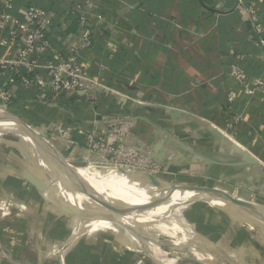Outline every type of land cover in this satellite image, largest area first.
Listing matches in <instances>:
<instances>
[{"label":"crops","instance_id":"obj_1","mask_svg":"<svg viewBox=\"0 0 264 264\" xmlns=\"http://www.w3.org/2000/svg\"><path fill=\"white\" fill-rule=\"evenodd\" d=\"M8 1L18 17L29 4L48 8L63 17L69 31L77 26L68 8H85L94 40L84 69L146 102L120 107L111 96L103 98L101 111L130 115L153 156L163 159L171 172L201 176L212 186L240 191L241 199L264 204V96L243 94L229 75L235 63L249 82L264 80V49L250 38L248 21L235 11L234 0ZM246 1L260 10L264 21V0ZM229 89L236 93L231 105ZM0 121L12 126L8 119ZM57 146L66 151L63 142ZM7 147V157L1 148L0 166L17 159L15 146ZM85 154L81 147L64 156L71 161ZM1 169V179L14 175ZM48 189L35 191L44 195ZM222 232L231 239L236 234L228 227ZM249 246L240 239V256H249L247 261L240 257V264H264V249ZM188 260L182 256L166 264H195Z\"/></svg>","mask_w":264,"mask_h":264},{"label":"built area","instance_id":"obj_2","mask_svg":"<svg viewBox=\"0 0 264 264\" xmlns=\"http://www.w3.org/2000/svg\"><path fill=\"white\" fill-rule=\"evenodd\" d=\"M234 3L235 11L248 21L250 38L264 49V21L260 10L246 0H234ZM68 11V16L76 19L77 27L73 31L62 25L61 15H55L48 8L29 4L22 8V17H18L12 13L8 0H0V108L17 119L15 110L23 114V110L38 107L54 113L52 118L39 124L25 117L27 121L24 118L23 121L42 134L62 156L71 149L84 147L86 154L80 158L87 165L82 168L90 166L114 174L141 175L152 187L150 175L161 185L167 177L175 176L174 184H166L176 187L180 183L176 182L178 178L190 175L171 172L163 159L154 157L130 115L101 111L103 98L111 96L118 100L120 107L125 102L135 105H146V102L88 74L83 60L92 48L93 32L85 19V8H68ZM229 75L243 94L264 96V80L249 82L247 72L235 63L231 64ZM235 98V91L229 89V105ZM134 138L135 145L131 143ZM59 141L65 144L66 151L57 146ZM65 160L76 169L72 163L77 158Z\"/></svg>","mask_w":264,"mask_h":264},{"label":"rangeland","instance_id":"obj_3","mask_svg":"<svg viewBox=\"0 0 264 264\" xmlns=\"http://www.w3.org/2000/svg\"><path fill=\"white\" fill-rule=\"evenodd\" d=\"M12 111L17 112L18 119L25 125L23 118L28 120V117L17 110ZM23 111L28 112L29 110ZM7 119V116L0 111V120ZM14 128L21 131L17 126ZM7 145L15 146L14 154L17 155V161L15 160L14 163L7 160L1 162L0 169L14 174L8 177L15 182L18 181V185L15 186L12 181H5L6 178H0V206L3 208L0 207V264H54L57 251L63 250L70 242L73 243L71 248L67 249L64 257L65 264H67L66 257L83 245L89 247V258L85 264H90L94 259L98 261V264H153L156 263V255L160 256L158 258L161 256L164 258V260H158L159 264L171 263L174 259L178 260L182 256L195 258L198 260L195 264L204 262L207 264H240V257L247 261L249 259L247 254H244V257L242 254L240 256V241L225 237L227 233L223 234L222 230L225 227H228L230 231L240 232V237H244L243 240L247 242V245H250L249 247L264 249L263 223L227 205L204 200L198 207L196 220L199 226L201 224L208 225L210 228L207 229L210 233L198 230L193 223L189 241L181 245V249L176 250L171 242L156 236L154 231L151 234L146 232L143 229L144 225L132 222L125 224L121 217L131 215L121 203L104 199L103 202L107 204L105 206L100 203L101 201L94 200L99 206L93 209L67 202V199L62 197L63 192L73 193L77 189L79 190L77 184L71 177L54 170L42 155V151L24 140L20 132L0 130V151L1 148L10 151ZM5 150L1 152H4L7 157L9 153H6ZM62 157L65 159L67 155ZM75 162L72 165L76 169L87 165L81 158ZM18 172L19 174H17ZM26 173L38 176L49 188L48 191L44 195L36 193L35 187L22 178ZM123 175L131 176V174ZM133 177L145 180L141 175ZM200 177L184 176L178 178L176 182H181L182 185L211 186V182ZM175 178V176L167 177L166 183L174 184ZM166 183H164L165 186L161 185L160 187L165 188L168 185ZM224 190L232 192L240 198V191ZM257 205L264 208V204L257 203ZM60 206H73V208L80 209V213L85 216L114 222L117 226L116 232H118L111 235L109 230L98 226L96 234L87 233L83 237L73 238L71 235L73 229L84 227L86 222L75 214H65ZM128 236L134 238L133 241L136 242L134 247L129 245ZM141 244L142 247H140ZM188 245H193L195 250L190 252ZM204 255L210 260L204 259ZM197 256H201V259H197ZM262 256L264 257V254ZM185 263L189 264V262ZM69 264L75 263L70 260Z\"/></svg>","mask_w":264,"mask_h":264},{"label":"bare ground","instance_id":"obj_4","mask_svg":"<svg viewBox=\"0 0 264 264\" xmlns=\"http://www.w3.org/2000/svg\"><path fill=\"white\" fill-rule=\"evenodd\" d=\"M0 111L7 116L8 121H10L12 124V126H9L0 121V130H10L12 128L14 130V126L19 127L16 121L10 117L8 112L1 108ZM20 129L22 132L19 130L17 131L21 133V137L24 140L39 147L38 143L30 138L27 130L22 128ZM42 155L48 160L54 170L65 176L69 175L62 166L58 155H49L44 152H42ZM75 172L84 182H86L105 200L121 203L129 209L131 216L121 217L123 218V222L125 224L132 222L134 224L138 223L144 225L143 229L146 232H150L151 234L152 231H154L156 236L161 237L162 239L165 238L168 240V242H171L176 250L181 249V245L189 241V235L192 231L193 223L197 229H200V226L197 224L196 220L200 203L206 200L212 203L216 202L220 204L219 201H212L204 196H196L191 189L192 186H195L193 184L182 185L183 183L180 182L181 184L179 183L178 187L176 188H171L168 185L165 188H153L148 181L141 178H134L133 176H124L120 174L115 175L113 171L98 170L90 166L81 169H75ZM163 186H165V184ZM62 197H65L67 202L73 203L75 205L78 204L93 209L99 206L91 196H88L86 193L78 189L73 193L64 191ZM1 209L3 208L1 207ZM77 216L82 221L86 222V225L82 228L75 227L71 232L73 238H78L80 236L83 237L87 233L96 234L98 232V226L109 230L111 235H115L118 232H116L117 226L114 224V222L107 221L102 218L94 219L93 217L85 216L82 213L78 214ZM133 239L134 238L131 236L127 237V240L130 241L129 245L132 247H134V244L136 243L133 241ZM72 243L73 242H70L63 250L60 249L57 251L54 264H65L64 257L66 255L67 249L71 248ZM140 247H142V244ZM188 248L190 249V252L195 250L193 245H188ZM158 257L160 256L156 255L155 260H164L162 256L161 258ZM197 259H201V256H197ZM204 259L210 260L205 255Z\"/></svg>","mask_w":264,"mask_h":264},{"label":"water","instance_id":"obj_5","mask_svg":"<svg viewBox=\"0 0 264 264\" xmlns=\"http://www.w3.org/2000/svg\"><path fill=\"white\" fill-rule=\"evenodd\" d=\"M10 117L18 123L20 128L27 130V132L30 135V138H32L38 143L40 147V148L38 147L39 150L49 155L59 156V160L62 166L65 168L66 172L69 174L68 176L71 177L72 180H74V182L77 184L79 190L83 191L88 196H91L93 200L101 201L100 203H103L105 206H107V204L103 202L104 198L77 175V173L75 172V169L65 159H63V157L56 151V149L48 141L44 139V136L42 134H38L34 130L27 127L26 125L22 124L12 114H10ZM22 178L28 181L30 184H32L33 187L37 188L39 191H43L46 189V185L40 179H38L35 175L31 173H26L25 175L22 176ZM148 179L150 180L151 184L154 187L161 186L160 182L156 178H154L152 175L148 176ZM191 189L193 193L198 197L204 196V197L209 198L212 201H219L221 204L227 205L231 207L232 209L237 210L249 216L250 218L258 220L259 222L264 224V208L257 205L254 202L238 198L234 196L233 194L227 192L226 190L216 187V186H197L195 185V186H192ZM155 206H158V205H155ZM125 209L127 212H129V209L126 206H125ZM62 211L68 215H72V214L78 215L81 212L80 209L73 208V206L72 207L62 206ZM187 259L193 262H198V260H196L195 258L187 257Z\"/></svg>","mask_w":264,"mask_h":264},{"label":"trees","instance_id":"obj_6","mask_svg":"<svg viewBox=\"0 0 264 264\" xmlns=\"http://www.w3.org/2000/svg\"><path fill=\"white\" fill-rule=\"evenodd\" d=\"M43 8H45V7H43ZM23 114L25 116H27L33 124H39L41 122H45L46 120H48L49 118H52L54 116V113L44 112L43 109L38 108V107H35L33 110H30L28 112L27 111L23 112ZM3 150H5V149H3ZM5 181H12L15 186L18 185L17 184L18 181L15 182V180L11 179L10 177H6ZM207 228H210V227H208V225H205V224L202 225L201 224L200 229H198V230H200V231L202 230L204 232H209ZM212 236H214V235L212 234ZM242 238H244V237L243 236L240 237V232L236 233L234 236L235 241H240V239H242ZM88 249H89V247L86 245H83V247H79L75 252L71 253L70 256L66 257L67 264H69L70 260H73L75 264H85L89 258ZM90 259H91V256H90ZM90 264H98V261L94 259V260H92V262Z\"/></svg>","mask_w":264,"mask_h":264}]
</instances>
